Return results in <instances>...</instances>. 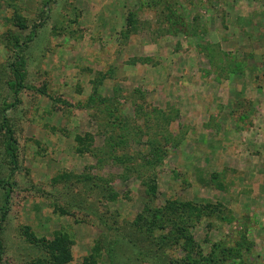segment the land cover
I'll return each instance as SVG.
<instances>
[{"label":"rangeland","instance_id":"rangeland-1","mask_svg":"<svg viewBox=\"0 0 264 264\" xmlns=\"http://www.w3.org/2000/svg\"><path fill=\"white\" fill-rule=\"evenodd\" d=\"M4 118L0 264H264V0H0Z\"/></svg>","mask_w":264,"mask_h":264},{"label":"trees","instance_id":"trees-1","mask_svg":"<svg viewBox=\"0 0 264 264\" xmlns=\"http://www.w3.org/2000/svg\"><path fill=\"white\" fill-rule=\"evenodd\" d=\"M13 75H14V81L16 84V94L19 93L20 89L22 88V80L23 76L21 74V71L19 69H14L13 70ZM0 129L2 131H5L6 134V139H7V154L9 157L12 158V164L16 167L17 162H16V154L14 151V136L12 130L7 126L5 118L1 121L0 123ZM153 189V192L155 190V186L150 187ZM6 208V207H5ZM2 218L3 220L6 219V212H4V208H2ZM181 228V227H180ZM181 232L185 231V228H181ZM48 248H50V256L49 260L46 261L45 263L42 264H67L70 260L68 257V254L66 252V249L64 250L65 245H63V242H56V243H49ZM64 250V252H63ZM226 251L233 253L236 252V255L240 256V248H239V243H237V246L232 248V249H226ZM41 262L36 261L34 264H40Z\"/></svg>","mask_w":264,"mask_h":264},{"label":"crops","instance_id":"crops-1","mask_svg":"<svg viewBox=\"0 0 264 264\" xmlns=\"http://www.w3.org/2000/svg\"><path fill=\"white\" fill-rule=\"evenodd\" d=\"M255 27V26H254ZM252 39V38H251ZM252 41V40H251Z\"/></svg>","mask_w":264,"mask_h":264}]
</instances>
